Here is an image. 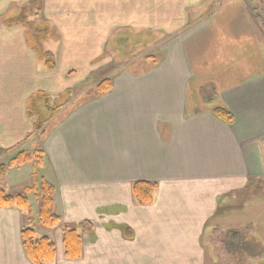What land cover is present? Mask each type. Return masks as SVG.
<instances>
[{"label":"crops","instance_id":"crops-1","mask_svg":"<svg viewBox=\"0 0 264 264\" xmlns=\"http://www.w3.org/2000/svg\"><path fill=\"white\" fill-rule=\"evenodd\" d=\"M26 2L0 0V19ZM249 14L244 0H42L37 19L57 36L43 43L53 70L23 26L0 24V162L17 150L43 152L42 178L61 219L38 227L54 243L53 264H241L239 250L248 264L260 257L258 239L239 233L232 252L226 232L263 210L245 198H258L264 180V35ZM112 39L124 50L130 40L148 44L119 63L107 53ZM107 77L110 89L96 94ZM67 90L72 98L50 128L35 133L29 98ZM138 181L156 183L151 204L135 200ZM28 218L0 206V264H32L20 235ZM65 228L81 236L77 259L64 254Z\"/></svg>","mask_w":264,"mask_h":264},{"label":"trees","instance_id":"trees-1","mask_svg":"<svg viewBox=\"0 0 264 264\" xmlns=\"http://www.w3.org/2000/svg\"><path fill=\"white\" fill-rule=\"evenodd\" d=\"M42 8V0H28L26 4L19 8V11L14 15L0 19V24L3 23L6 26L21 25L25 29V35L29 44L35 51L39 61H42L48 70H53L56 67L54 55L44 49L43 43L48 39L56 38L55 30L50 28L47 24L36 23L35 18L38 17ZM254 21L259 26L264 34V23L259 20L258 14H252ZM111 87V79L109 77L102 79L95 85V93L103 94L107 92ZM67 90L65 94L71 93ZM62 99L60 94L56 99ZM55 99V98H54ZM55 99V100H56ZM67 101V100H66ZM43 103L45 107L37 109L36 105ZM65 103L57 105H50L48 95L44 92H37L32 95L28 100L27 115L33 121L34 132L41 135L45 132L43 124L47 119L52 117L58 112ZM212 113L224 121L227 124L234 123L233 113L222 105H214L212 107ZM43 112H48V117L42 116ZM35 117L36 119H34ZM3 153H0V160ZM43 152L40 149L32 151L19 150L16 151L9 160L6 162H0V182L5 171L10 166L20 167L24 164H32L35 167L43 165ZM156 190V183L147 181L135 182L132 186V194L135 200L141 205L151 204ZM37 202V220L43 227L53 228L60 224V216L54 209V186L51 182L44 178H40L34 182L33 186L25 187L20 191L7 192L0 185V206L2 207H16L25 211V214L29 216L24 222V226L21 228L20 235L22 240V246L24 252L32 264H53L55 259V246L54 243L47 237L35 236V230L32 227L27 226L26 223L30 221V212L32 208V201ZM83 232L91 229V224L83 222L79 226ZM62 243L64 246V254L67 258L77 259L81 254V236L76 228H65L62 233Z\"/></svg>","mask_w":264,"mask_h":264},{"label":"rangeland","instance_id":"rangeland-1","mask_svg":"<svg viewBox=\"0 0 264 264\" xmlns=\"http://www.w3.org/2000/svg\"><path fill=\"white\" fill-rule=\"evenodd\" d=\"M244 2L246 3V6H248V12L250 13L249 15H250L251 19L254 21V18H253L252 14L255 13V14H258L259 20H261L264 23V0H244ZM19 8L16 10V13L19 11ZM35 21H36V23H39V19L35 18ZM261 32H262V30H261ZM262 34H263V32H262ZM152 36H154V35H152ZM152 36L151 35L148 36V38H150L149 40L153 39ZM147 44L148 43L146 42V43H144V44H142L140 46H136L135 42L133 40H130L128 50H124V49H122L121 46L116 45L115 44V40L112 39L111 42L107 44L106 49H107V53H110L113 56H116L117 60H119V63H121V62L128 61L133 56L141 53L143 48H145V46ZM45 47H44V49H46ZM47 48L52 50L51 45H47ZM50 50H48V51H50ZM89 84H91V83H89ZM74 92H75V90H74ZM72 94H73V92L68 93V94L67 93L66 94L62 93V99L59 98V99H56V100H54V97L48 96L49 103H50V105H57V104H61L62 102L65 103V102H67L68 100H70L72 98L71 97ZM36 106H37L36 108L39 109V110L42 109V108H44V110H45V107L43 106V103H39ZM59 109H61V108H59ZM42 116L49 118L48 117V112H43ZM33 118L36 119L35 117H33ZM51 121H52V117L47 119V121H45V123L43 124V129H45V132L47 131V129L50 128ZM35 149H39L38 146H36V148H31L30 150L28 148L26 150L32 151V150H35ZM262 153H263L262 154V161L264 163V152H262ZM8 160H6V161H8ZM43 160H44V158H43ZM43 164H44V161H43ZM262 173H264V170H263ZM33 175L36 176V179H38V181L40 180V178L42 176L43 177H46V176L49 177L48 176V170H47L46 167H44V168L42 166L35 167L33 169V171H32V165L31 164H24V165H22L20 167H17V166L14 165V166H10L5 171V173H4L3 177H2V180L0 182V185L6 191H9V190L13 191V189H16V188L17 189L19 188L18 190L20 191V190H22V189H20L22 187V186L20 187L21 184L28 185V184L32 183ZM262 183L263 184L258 189V190H260V192L256 196L258 198L255 199L252 196L248 198V197L245 196V198L247 199L246 203L252 204V206L253 205L260 206V203H261V206H262L261 208H263L262 212L260 213L261 215H259V216L257 215V217L253 220V222L252 223L250 222L251 224H249V222H247L246 220L243 221V222H246L244 224V226H243V230H241L243 232H241V231L238 232L234 227L230 228L228 231H226V232H229V240L227 239L228 240L227 245H229V247L227 249L228 250L232 249V252L235 251L234 248L237 245L239 246L240 244H242L241 240H240V237L237 236L239 233L243 235L245 240H250L252 238L254 240L258 239L260 241V243L262 244L263 248H264V202H259L261 200L264 201V180H263ZM54 201L57 204L56 196L54 197ZM55 203H54V206L57 209V205ZM243 209H244L243 211H247L248 207L245 205V207ZM36 211H37V202H34V200H33L32 201L31 212L29 214L30 215V221H29V223H26V224H27V226L32 227V228L35 229V231H36L35 232L36 233L35 236L37 235V237H38L39 235H41V231L38 229V227H42V226H41L40 223H38L37 215H36L37 212ZM239 214H240V212H239ZM233 222H235V221H231L230 220V223H233ZM42 228H45V227H42ZM44 230L47 231L48 228H45ZM39 237H41V236H39ZM214 245H216V244L213 243L212 245H210L211 248L215 249ZM222 246L223 245H221V247ZM263 248L261 249V254H259L260 257L255 259L254 264H264V251H263ZM242 254H243V256H242ZM255 255H257V254H255ZM238 258L242 259L241 264H248L252 260V259L250 260L249 252L248 253L247 252L246 253H244V252L241 253L240 250H239ZM216 264H217V262H216Z\"/></svg>","mask_w":264,"mask_h":264},{"label":"bare ground","instance_id":"bare-ground-1","mask_svg":"<svg viewBox=\"0 0 264 264\" xmlns=\"http://www.w3.org/2000/svg\"><path fill=\"white\" fill-rule=\"evenodd\" d=\"M18 151V150H17Z\"/></svg>","mask_w":264,"mask_h":264}]
</instances>
